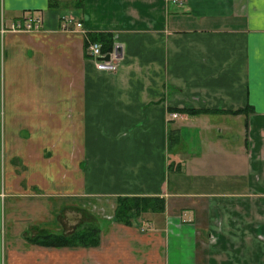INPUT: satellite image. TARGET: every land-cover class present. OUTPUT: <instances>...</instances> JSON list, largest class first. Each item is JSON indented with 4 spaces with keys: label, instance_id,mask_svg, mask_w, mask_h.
Listing matches in <instances>:
<instances>
[{
    "label": "crops",
    "instance_id": "crops-1",
    "mask_svg": "<svg viewBox=\"0 0 264 264\" xmlns=\"http://www.w3.org/2000/svg\"><path fill=\"white\" fill-rule=\"evenodd\" d=\"M0 264H264V0H0Z\"/></svg>",
    "mask_w": 264,
    "mask_h": 264
},
{
    "label": "built area",
    "instance_id": "built-area-1",
    "mask_svg": "<svg viewBox=\"0 0 264 264\" xmlns=\"http://www.w3.org/2000/svg\"><path fill=\"white\" fill-rule=\"evenodd\" d=\"M171 3H178L180 0H170ZM61 28L63 29H74L79 28V22H71L70 19H62ZM40 26V18L37 16L25 15L22 16L21 25L16 24L15 26L11 27V29H18V30H37ZM85 52L86 55L91 58L94 62V66L96 69L110 71L114 69V65L111 62L110 57H114L112 52L104 53L100 50V44L94 41L87 42L85 45ZM107 55L108 60H104L103 57ZM172 117H175V114H172Z\"/></svg>",
    "mask_w": 264,
    "mask_h": 264
},
{
    "label": "trees",
    "instance_id": "trees-1",
    "mask_svg": "<svg viewBox=\"0 0 264 264\" xmlns=\"http://www.w3.org/2000/svg\"><path fill=\"white\" fill-rule=\"evenodd\" d=\"M109 39L101 38L100 39V50L101 52L109 50ZM155 199L150 198H139V197H121L118 201V204L115 207L113 212V219L122 221L123 223H129L128 219L130 216H134L137 213L142 212L143 210H150L151 208L148 206L149 202H152V205L155 204L157 209L160 207L157 205ZM153 210V209H152ZM96 237L95 228L90 229L85 232L86 244L94 241V239L89 237ZM82 237V235H80Z\"/></svg>",
    "mask_w": 264,
    "mask_h": 264
},
{
    "label": "rangeland",
    "instance_id": "rangeland-1",
    "mask_svg": "<svg viewBox=\"0 0 264 264\" xmlns=\"http://www.w3.org/2000/svg\"><path fill=\"white\" fill-rule=\"evenodd\" d=\"M112 52V54L111 55H113L114 57L112 58V57H110L111 58V62H112V64L114 65V69H115V62H116V59H117V52L115 51V50H113V51H111ZM108 53V52H107ZM109 58V57H108ZM108 58H107V60H108ZM151 209H150V212H153V214L154 213H156L157 211H158V209H157V207L155 206V204H153L152 205V203H150L149 205H148ZM149 209V208H148ZM153 209V210H152ZM137 217L139 216V215H136ZM136 218V217H135Z\"/></svg>",
    "mask_w": 264,
    "mask_h": 264
},
{
    "label": "water",
    "instance_id": "water-1",
    "mask_svg": "<svg viewBox=\"0 0 264 264\" xmlns=\"http://www.w3.org/2000/svg\"><path fill=\"white\" fill-rule=\"evenodd\" d=\"M107 58H108L107 55H105V56L103 57L104 60H107Z\"/></svg>",
    "mask_w": 264,
    "mask_h": 264
}]
</instances>
